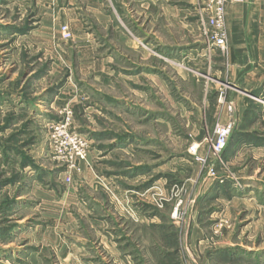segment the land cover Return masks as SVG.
Segmentation results:
<instances>
[{
    "label": "rangeland",
    "instance_id": "1",
    "mask_svg": "<svg viewBox=\"0 0 264 264\" xmlns=\"http://www.w3.org/2000/svg\"><path fill=\"white\" fill-rule=\"evenodd\" d=\"M200 5L0 0V264H264V52L239 70ZM64 122L88 143L72 168Z\"/></svg>",
    "mask_w": 264,
    "mask_h": 264
},
{
    "label": "built area",
    "instance_id": "2",
    "mask_svg": "<svg viewBox=\"0 0 264 264\" xmlns=\"http://www.w3.org/2000/svg\"><path fill=\"white\" fill-rule=\"evenodd\" d=\"M231 1L241 0H201L202 11L205 14L202 20L204 38L212 47L220 51H225L228 45V35L226 28L225 8ZM62 39L71 41L73 34L68 25L60 27ZM233 112L232 106L228 108ZM67 122L54 124L50 128L48 136L49 148L54 159L72 168L76 163L86 160L88 155V143L86 139L67 128ZM234 128L233 122L226 124H216L213 128L214 139L211 145L213 156H219L225 148L227 141ZM188 152L192 154L196 162L203 164L205 160L197 153L196 146H190Z\"/></svg>",
    "mask_w": 264,
    "mask_h": 264
},
{
    "label": "crops",
    "instance_id": "3",
    "mask_svg": "<svg viewBox=\"0 0 264 264\" xmlns=\"http://www.w3.org/2000/svg\"><path fill=\"white\" fill-rule=\"evenodd\" d=\"M263 5L264 0L231 1L226 5L225 18L228 46L233 55L238 56L236 59L237 68L239 70L242 68V65L244 68L248 65L247 69L263 68V65H260L258 62L259 56L264 52V31L259 30L262 26ZM67 23L69 25V29L71 30L73 29L75 19L68 18ZM76 38L83 41L85 40L84 37L80 36H77ZM83 45L84 47H87L88 44L85 45L84 43ZM233 98L238 105L239 101L236 100L235 95ZM10 166L12 165H7V167ZM22 184L23 183L20 180L16 184L12 185L8 190L9 195L14 196L17 199L24 198V193L27 187L21 186ZM35 186L36 185L33 184L32 187L34 188ZM5 191L6 189L4 188L2 192ZM2 192H0V194ZM34 192L38 195V197L40 195L41 198H46L47 200L54 202L53 197L50 194L43 193V190L38 187L34 188L33 193Z\"/></svg>",
    "mask_w": 264,
    "mask_h": 264
}]
</instances>
